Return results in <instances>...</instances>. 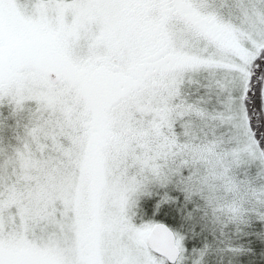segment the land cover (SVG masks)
Returning a JSON list of instances; mask_svg holds the SVG:
<instances>
[{
    "label": "snow or ice",
    "instance_id": "snow-or-ice-1",
    "mask_svg": "<svg viewBox=\"0 0 264 264\" xmlns=\"http://www.w3.org/2000/svg\"><path fill=\"white\" fill-rule=\"evenodd\" d=\"M0 264H264V0H0Z\"/></svg>",
    "mask_w": 264,
    "mask_h": 264
}]
</instances>
